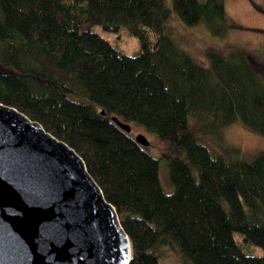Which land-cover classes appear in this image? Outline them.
Returning <instances> with one entry per match:
<instances>
[{
  "label": "trees",
  "instance_id": "trees-1",
  "mask_svg": "<svg viewBox=\"0 0 264 264\" xmlns=\"http://www.w3.org/2000/svg\"><path fill=\"white\" fill-rule=\"evenodd\" d=\"M172 11L212 36L236 28L224 0H0V103L82 158L130 240L129 264H164L166 250L180 264H264L233 237L264 251V151L227 159L197 140L238 121L264 137V69L239 49L196 62L164 32ZM94 26L126 27L140 52L120 53Z\"/></svg>",
  "mask_w": 264,
  "mask_h": 264
},
{
  "label": "water",
  "instance_id": "water-1",
  "mask_svg": "<svg viewBox=\"0 0 264 264\" xmlns=\"http://www.w3.org/2000/svg\"><path fill=\"white\" fill-rule=\"evenodd\" d=\"M135 141L151 145L142 133ZM130 246L82 158L0 103V264H129Z\"/></svg>",
  "mask_w": 264,
  "mask_h": 264
},
{
  "label": "rangeland",
  "instance_id": "rangeland-1",
  "mask_svg": "<svg viewBox=\"0 0 264 264\" xmlns=\"http://www.w3.org/2000/svg\"><path fill=\"white\" fill-rule=\"evenodd\" d=\"M164 1L171 9L172 0ZM224 2L229 18L236 24V28L229 30L224 36H212L203 25L187 26L173 11L170 18L163 24L164 32L202 65H208L206 55L211 51L227 56L239 49L250 53L256 63L259 62L264 69V0H224ZM91 30L107 40L122 54L135 56L140 52L138 39L130 35L124 26L117 33L106 32L100 26H94ZM147 139L154 144L152 136ZM197 140L214 153L221 154L227 159L238 158L252 161L264 151V137L247 130L239 121L221 129L212 127L199 129ZM155 147L150 151L154 157L158 158L159 153ZM159 179L163 190L171 194L174 189L169 184L168 168L164 160L159 162ZM262 222L264 224V217ZM233 237L246 254L264 255L260 247L246 242L243 235L234 233ZM163 263L180 264L174 252L169 250L165 251Z\"/></svg>",
  "mask_w": 264,
  "mask_h": 264
},
{
  "label": "bare ground",
  "instance_id": "bare-ground-1",
  "mask_svg": "<svg viewBox=\"0 0 264 264\" xmlns=\"http://www.w3.org/2000/svg\"><path fill=\"white\" fill-rule=\"evenodd\" d=\"M131 248H132V247L130 246V250H131Z\"/></svg>",
  "mask_w": 264,
  "mask_h": 264
}]
</instances>
